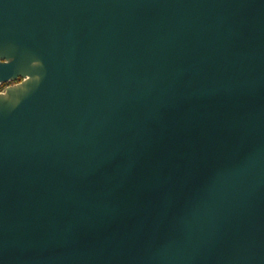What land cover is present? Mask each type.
Returning a JSON list of instances; mask_svg holds the SVG:
<instances>
[{
  "label": "water",
  "instance_id": "obj_1",
  "mask_svg": "<svg viewBox=\"0 0 264 264\" xmlns=\"http://www.w3.org/2000/svg\"><path fill=\"white\" fill-rule=\"evenodd\" d=\"M11 82L0 264H264V0H0Z\"/></svg>",
  "mask_w": 264,
  "mask_h": 264
},
{
  "label": "bare ground",
  "instance_id": "obj_2",
  "mask_svg": "<svg viewBox=\"0 0 264 264\" xmlns=\"http://www.w3.org/2000/svg\"><path fill=\"white\" fill-rule=\"evenodd\" d=\"M23 74L25 75V78L22 80L23 83H21V84H24V85L17 88V92H24L26 89V86L30 83V81H32L34 79V77L30 74V72L27 69H26V71H24ZM11 86L12 87L16 86V83H15V85H11ZM0 88H1V86H0ZM1 95L14 99L15 95H16V90L13 88H9V89H6L5 92H3Z\"/></svg>",
  "mask_w": 264,
  "mask_h": 264
},
{
  "label": "trees",
  "instance_id": "obj_3",
  "mask_svg": "<svg viewBox=\"0 0 264 264\" xmlns=\"http://www.w3.org/2000/svg\"><path fill=\"white\" fill-rule=\"evenodd\" d=\"M6 86H7L6 84L2 85L0 90L4 89Z\"/></svg>",
  "mask_w": 264,
  "mask_h": 264
},
{
  "label": "rangeland",
  "instance_id": "obj_4",
  "mask_svg": "<svg viewBox=\"0 0 264 264\" xmlns=\"http://www.w3.org/2000/svg\"><path fill=\"white\" fill-rule=\"evenodd\" d=\"M16 82H11L9 85H15Z\"/></svg>",
  "mask_w": 264,
  "mask_h": 264
}]
</instances>
